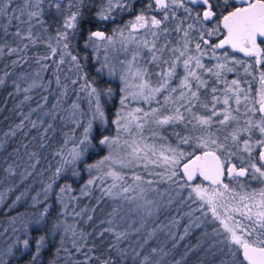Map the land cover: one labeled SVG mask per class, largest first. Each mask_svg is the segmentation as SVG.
Wrapping results in <instances>:
<instances>
[{"label": "snow or ice", "instance_id": "obj_1", "mask_svg": "<svg viewBox=\"0 0 264 264\" xmlns=\"http://www.w3.org/2000/svg\"><path fill=\"white\" fill-rule=\"evenodd\" d=\"M14 2L15 0H0V18L7 19L6 24L0 25L4 33L7 35L9 26L16 22V30L13 35L18 42L31 41L35 44L38 40H42L43 36L39 32H35V27L42 24L41 17L44 15V5L47 3L49 9H54L58 16H63L64 31L58 30L56 33L57 45L63 44L61 63H63L64 56L70 55L74 66L79 71L81 65L78 57L71 55L68 51L69 41L70 37L74 38L80 31L82 9L88 0H69L67 6L61 3V0H23L22 6L18 9L11 7ZM238 3L240 6L233 3L232 0H154L153 6L163 11V18L153 15L149 21L144 14H139L130 24L132 32L148 28L150 24L151 40L147 38V34L143 39L137 40L132 36V32H129V35L125 37L124 29H115L112 36H107L101 30L88 33L85 47L92 46L97 51L100 47L98 42L106 40L110 44L113 43L117 31L120 33V43L125 50L132 44L135 47L131 50L130 59L119 61L122 66L120 79L124 84L121 92L126 94L121 97L122 108L117 111L116 119L112 121L117 127V135L114 137L102 136L98 141L100 145H107L113 152L118 150L122 155L119 158H114L110 152L108 156L97 163L87 165V170L91 173L92 170L99 169L110 160L122 168H130L138 166L140 162H147L145 168L148 164L163 168L162 172L155 174L161 180L176 183L174 178L178 177L177 166L181 160L187 158V163L183 164V178H186V182L179 184V187L181 189L190 187L189 198L194 194L197 200L206 204L213 219L219 221L223 227L224 239L222 243L228 248L227 254L232 257L230 264H264V188L259 191L240 192L235 187L224 184L221 179L224 175L233 180L250 176L251 179L264 183V71L260 73L261 87L257 90L259 99L256 103L259 104V108H248L249 97L241 87V79L235 78L230 82L224 80L221 86V77L226 72H238L239 68H243L245 74L251 75L250 67L252 66H245L244 61L230 57L227 52L223 56L216 54V49H224L227 45L234 51L243 53L244 56L255 57L256 65L264 68V57H262L264 50L260 47V44H264V0H238ZM188 5H199L201 11L197 12L193 22L188 23L185 27L186 20L192 18V9ZM128 7L126 0H102L94 18L99 23L107 22L113 18L115 10L123 11ZM179 9H183L187 16L170 29L165 22L176 19V10ZM10 12L11 15H9ZM214 20L215 27L205 26L206 23L210 24ZM173 32L176 34V39H168ZM194 32H198L199 36L193 49L191 45L196 39L193 35ZM219 34H222L223 38L218 43L210 44V41L205 38ZM24 47L27 48L28 45L25 44ZM48 47L51 48L53 55L57 53L58 49L52 47L50 43ZM7 51L16 53L22 49L8 47ZM209 51H211V58L218 61L212 67H207L202 62L203 57L208 55ZM3 53L4 46H0V55ZM41 59L46 60L49 57L45 56ZM37 63H40V60H37ZM148 65H154L160 69L154 73L158 77L155 83H153V73ZM42 67L46 69L48 66L42 65ZM105 70L109 76L115 75V69L109 66L107 56L105 62L96 71L102 75ZM181 70L182 75L180 74ZM205 73L215 77L211 81L210 99L207 95L210 81L205 79ZM177 78L179 83L173 87L172 82ZM2 83L3 80H0V84ZM57 83L59 84V79H57ZM16 87L19 89L18 84ZM84 87L89 89L88 95L91 98L89 103L92 104L94 101L93 120L104 122L105 110L102 100L104 97L112 96V89L103 87L97 80L91 82L85 80ZM129 96L135 100L142 99L145 103L155 100L159 107L151 108L150 111L137 107L125 113L123 106L126 105ZM159 96H163L162 104L159 102ZM242 97L245 102L244 113L240 112ZM27 98L25 97V99ZM233 104L236 107H233ZM73 107L76 108L78 105L74 104ZM255 112L260 114L259 120H254L249 115V113ZM241 116L246 117L243 122H241ZM178 124H184L188 135L181 136L179 132H175L176 146L161 145L157 156L155 143H147L149 138L143 135L146 126H155L148 129L153 139L159 137L160 140H164L166 138L160 134L159 130L164 126ZM35 126V122H33V127ZM91 128L92 121H89L88 126L84 128L83 138L79 144L75 145L68 156L62 159L61 167L56 169L55 178H59L66 171H70L72 176L80 174L76 165L78 162H82L85 154L93 147L92 140L95 139V137L90 138ZM256 132L259 133V136L253 143ZM120 133H128L129 138L122 140ZM241 143L243 148L240 147ZM181 145L193 147L199 151V154H196V151L187 152L181 148ZM240 152L248 154L247 164L243 162V156H241L242 163L239 167L230 164L231 158ZM255 153H258V161L255 158ZM221 155L225 156V160L221 159ZM153 157H157V159H153ZM197 175L215 187L209 190L199 184H189L188 182L193 181ZM103 176L111 177L113 183L107 189L102 188V192L107 196H113V189L120 188L122 191L115 195L123 194L126 199H133L127 194L137 189L139 198L144 199L148 189L154 183L153 180L145 181L143 176L133 174L134 186L129 184L125 187L123 184L117 183L124 181V175L112 167H109ZM95 179L96 177L90 178L84 188L92 185ZM51 189L52 184H48L44 193L45 199ZM69 190V185L60 188L61 193ZM81 191L83 192L84 189ZM58 200L63 202L59 196ZM225 200L233 205L231 209L227 203H224ZM147 203L151 204V201H147ZM218 208L225 210L223 218H221ZM233 213L239 214L243 219L236 220ZM48 214V208L45 206L36 223L44 222ZM149 214L151 213L149 212ZM196 221H199L198 217ZM193 225L196 228L201 226L199 222L190 221L185 228V234ZM59 227V224L53 225L54 230ZM69 230V228H65V232ZM105 231H112V229L108 228ZM214 231L216 230L214 229ZM72 235L73 246L79 252L83 245L77 246L79 238H77L74 229ZM121 237L126 238V234L118 233L117 241ZM45 242V235H40L35 239L34 251L29 264H39ZM17 243L22 244L26 249L33 247V241L27 231L23 239H18ZM12 248L13 246L10 245L6 251L0 252V264H7L6 257L13 254ZM152 253L155 254L156 249H152ZM120 254L123 256V253ZM241 254L242 260L239 259ZM140 256L141 253L136 252L133 260ZM91 259L92 257L86 256L82 264H89ZM96 259L99 260V258ZM99 264H113V261L99 260ZM140 264H154V257L144 255L140 259ZM155 264H160V261L155 260ZM176 264H181V262L176 261Z\"/></svg>", "mask_w": 264, "mask_h": 264}, {"label": "trees", "instance_id": "obj_2", "mask_svg": "<svg viewBox=\"0 0 264 264\" xmlns=\"http://www.w3.org/2000/svg\"><path fill=\"white\" fill-rule=\"evenodd\" d=\"M93 3H95L93 0H88L86 6L82 9V17L85 18L83 22L85 23L82 24L81 18L79 24L80 31L74 38L70 37L69 41L70 47L68 51L71 55L78 57L81 65L79 71L73 62L70 65L68 64V66H66L67 64L61 65L60 63L56 65L55 62H59V60L53 56L47 59L45 63H42L48 67L46 68L47 71L41 85L35 90L22 92L17 89L14 76L18 70L22 69L21 66L25 65L23 59H28L29 57L24 58L25 54H31L35 50L37 53L41 52L40 54H42L45 45L38 44L35 46V50H32L33 46H30L28 49L21 48L25 51L20 52L18 55L8 53L4 48L3 55H0V80H3V83L0 84V196L2 195V198H4L0 206V231L3 227L2 224H6L7 221L12 220L14 223L13 218L18 213L35 208L33 207L34 205L28 203L30 199L34 198L32 194L23 196L25 189H30V193L37 192V190H42L50 182L52 185H56L59 182L77 187L84 183L85 173H83V165L102 158L105 155V148L98 141L102 136L111 132V120L114 115V107L117 105V98L119 97V86L116 80L108 78L105 73L102 75L97 73L98 62L91 57L92 53L89 47H85V39L90 29L96 27L94 18L96 8ZM53 10L45 9L44 23L48 33L53 38L52 43L60 50L61 57L63 44L57 45L56 33L58 30L64 31L63 22H59L56 19L58 15ZM156 17L162 18L160 15ZM63 59L69 63L71 56H64ZM13 61H16V63H13ZM96 65L97 68L95 67ZM63 68L65 69L62 70ZM76 70L79 72L78 74ZM82 71L84 74L86 72L87 81L97 80L103 87L112 88V96L104 102L107 124L104 126L95 124L93 126L90 138L95 137L92 140L94 147L86 153L83 162L77 163L76 169L80 174L72 176L70 171H66L59 178H55L56 169L61 167L62 159L66 157L65 152L70 147L78 145L82 139V130L84 129L82 124L71 125L70 123L60 121L62 104H66L68 101L71 102L78 89V87L76 88L77 84L73 83V80L69 78H74L77 75L80 78ZM57 79H59V84L57 83ZM62 88L65 89V93H62ZM25 97L28 98L25 99ZM76 100H79V98ZM40 110H47L49 115L46 120L39 122L38 111ZM33 122H35V127H33ZM241 145L243 144L241 143ZM255 158L258 161L256 153ZM246 178L240 177L233 180L226 177L224 184H229L240 192H252L264 184L258 180L245 181ZM178 180L183 181L181 174L178 176ZM193 182L203 183L199 178ZM207 186L209 188L212 187L210 185ZM53 194L54 190L47 197V200L51 202V209L48 210L49 214L46 220L42 222V225L37 227L39 229V231L37 230L38 236H46L45 248L41 252L39 264H82L86 256L92 257L89 264H99V260H111L113 264H140V259L144 255H150L149 253L151 252L149 250L154 249L152 243H141L142 240L140 239L132 242L133 234L126 236V238L121 237L117 241L116 234L105 231L106 224L102 221V218L111 205L107 202L106 198L96 201V197L91 194L88 195V203L92 205L91 212L88 214L90 216L86 218L79 211V215L76 217V236L79 238L77 239V246L83 245L81 251L77 252L73 246V241L68 239L66 242H61L60 233L57 229H53V225L58 224L59 221L57 214L58 204L56 207H53L55 203L53 199L55 195ZM85 199L82 195L77 197L76 205L77 207L79 206L81 211ZM176 199H174L168 208L160 213L159 217L166 218L167 220L171 219L170 215L173 213V210L176 209V206L179 208V199ZM194 206H196L195 201L193 204H189V206L183 205V208L180 210L185 212L186 209H191ZM54 208L55 214H52V209ZM198 209L203 210L202 208ZM192 211L190 212L192 213ZM203 213L204 211H201L202 215ZM163 219L160 218L158 220L160 222ZM206 225L208 228L215 226L212 222H207ZM31 230L33 232L35 228ZM193 234L194 232L188 236L187 241L182 240L177 245L178 248L169 249L166 258L162 257L159 260L160 264H176V261H180L181 264H198V261H201V257L207 259L204 264H227L225 260L231 258V256L227 254L228 248L222 243V239L220 238L221 236L224 238L223 235L216 233L213 236L216 238L215 242L213 239L211 242L206 241L202 245H198L194 241L195 236L192 237ZM138 245L140 246L138 247ZM136 252H140L141 256L133 260ZM120 253H123V256ZM32 254L33 250L30 247L23 254L19 256L12 255L6 261L7 264H29ZM206 256H209V258ZM96 258H99V260ZM239 259L242 260L241 255Z\"/></svg>", "mask_w": 264, "mask_h": 264}, {"label": "rangeland", "instance_id": "obj_3", "mask_svg": "<svg viewBox=\"0 0 264 264\" xmlns=\"http://www.w3.org/2000/svg\"><path fill=\"white\" fill-rule=\"evenodd\" d=\"M64 1L65 0L61 1V3L67 6L69 0L65 2ZM93 2H95L93 4L97 10L102 0H93ZM22 4H23V0H15L14 4L11 5V7L14 9H18L22 6ZM45 9H49V6L47 3H45L44 5V10ZM180 10L183 12L184 17L176 18L174 20H169L165 22V24L170 29L174 28L176 23H179L181 19H184L185 16H187V14L184 12L183 9H180ZM125 11H128V9L126 8L123 11L115 10L114 14H121V13H124ZM17 14L19 13L17 12ZM160 14L163 18L162 10ZM9 15H11V12L9 13ZM152 16L147 17L149 21L151 20ZM135 17L136 16H134L133 18H130L129 21L128 19H125L124 21H120V22L118 21V23H116L113 26V29L109 32L107 36H112L115 29H124V36L127 37L129 35V32H132L130 24L131 22L135 20ZM56 19H58L59 22L60 21L63 22V16L62 17L57 16ZM41 20H42V24L36 25L35 32H39L43 36V39L38 40L37 43L35 44H33L31 41L18 42L16 40V38L13 35V33L16 30V22H13V24L9 26L7 35L4 33L2 26H0V37H1L0 46H4L5 50H7L8 47H13V48L18 47L20 49L25 48L24 47L25 44L28 45L27 49L30 46H33L32 50H35V46H37L38 44L45 45L44 50L42 51V54H40L41 52L37 53L36 50L32 52L31 54H25L24 58L28 56L29 57L28 59H23L25 62V65L21 66L22 69L18 70V72H16V75L14 76L16 84L19 85L18 90L22 92H26L25 89H28V91L35 90L41 85L42 80L47 71V69L42 67V65H45L42 63H45L47 59L46 60L41 59L42 57L47 56L49 58H52L53 56H55V58L59 60V62H55L56 65H58L59 63L61 65L67 64L66 66H68V64L69 65L72 64L71 60H69V63H67L66 61H64L65 59H63V63H61L60 50H58L55 55L52 54L51 48H49L48 45L50 43L52 47L56 48V46L54 43H52L53 38L48 33L47 28L45 27L46 25L44 23V15L41 17ZM191 21L193 22L192 18L187 19L185 23V27L187 26L188 23H192ZM6 23H7L6 18H0V25L6 24ZM205 26L210 28L208 23H206ZM24 28L26 29V26H24ZM149 28H151L150 24L148 28L139 29L138 31L132 32V36L135 37L137 40H140L144 38L145 34H147V38L151 40L152 37H151V33L149 32ZM152 30L155 31V29H152ZM193 35L196 39H194L191 47L194 49L195 42H197L198 40L199 33L194 32ZM205 38L210 41V44L215 43L211 41V37L206 36ZM168 39L175 40L176 34L173 32L172 35ZM98 43L100 44L98 51L95 50L92 46H89V49L92 53L91 57H93V59H95L98 62V69H99L101 65L105 62V57L107 56L109 66L115 69V75L109 76L107 74V70H105L104 73L106 74L108 78H111L112 80H116L119 86V97L117 98V105L116 107H114L115 108L114 115L111 120V132L108 133L107 135H104V136L114 137L117 135V127L115 124L112 123V121L116 119L117 111L122 108V105L120 104L121 97L126 94V93L121 92V89L124 87V84L120 79L122 66L119 64V61L121 60L126 61L130 59L132 55L131 50L132 48L135 47V45L134 44L129 45L128 49L125 50L120 43V33L118 31L115 33V39L113 43L110 44L106 40L102 42H98ZM203 47L207 48L208 46H203ZM22 51H25V50L22 49ZM22 51H18L15 54L18 55ZM144 51L146 53V50ZM225 52H227L230 57H235L238 60L244 61L242 60L241 57L231 52H228L227 50L216 49L217 56H223ZM37 60H40V63H37ZM202 62L207 67H212L218 61L214 58H211V51H209L208 55L203 57ZM244 62H245V66H248V65L252 66L250 67L251 75L245 74L243 68H239L238 72H226L221 77V86L223 85L224 80H227L230 82L232 79H235V78L241 79L242 81L241 87L245 90V92L247 93L249 97V102H247V107L248 108L255 107L258 109L259 104L256 103V101H258L259 99L257 90L260 89L261 87L259 78H260V73L261 71H264V68H260L257 65H253L252 62L248 60ZM95 67L97 68V65ZM148 67L151 69L153 73L152 80H153V83H155L158 77H156L154 73L158 72L160 69L155 67L154 65H148ZM65 68H63L62 70H64ZM76 73L78 74L79 72L76 70ZM180 74L182 75V70ZM204 76H205V79H208L210 81L209 89L207 93L208 99H210L211 98V87H212L211 81L214 80L215 77H211L207 73H205ZM86 77H87L86 72L84 74L82 71V76L80 78L78 75L74 76V78L73 77L69 78V79H72L73 81L74 80L76 81V84H77L76 88L78 87V89H77V93L74 95V99H72L71 102L68 101L66 104L65 103L62 104L63 109L61 108L60 110L61 111L60 121H62L63 123H68V124L70 123L71 125L82 124L84 128L88 126L89 121H92V128L95 124L104 126L107 124L106 119L104 120V122L93 120L92 113L95 111L94 101L92 104L89 103L91 99L88 95L89 89L84 87L85 80H87ZM178 83H179V79L177 78L172 82V86L175 87ZM30 85H32V87H29ZM64 88L61 89L63 90L62 93H65ZM201 91L203 92V90ZM77 98H79V100H76ZM108 98L109 97L103 98L102 100L103 105H104V102L108 100ZM159 102L161 104L163 103V96H159ZM74 104L78 105V107L74 108L73 107ZM244 105H245V102L243 101V97H242V103L240 106L241 113L245 112ZM137 107H141L145 111H150L151 108L159 107V104L155 100L150 101L149 103H145L142 99L135 100L131 96H129L126 105L123 106L125 113ZM233 107H236V105L233 104ZM38 112H39L38 113L39 122L46 120L47 116L49 115L47 113V110H40ZM249 115H251L254 120H259L260 118V114L258 112L249 113ZM105 118H106V114H105ZM245 118L246 117L241 116V122H243ZM154 127H155L154 125L146 126L143 135L149 138L147 140V143L149 144L155 143L157 147V156L159 155V149L161 145H164V146L171 145L173 147L176 146L177 137L174 135L175 132H179L181 136L188 135V130L185 129L184 124H178V125H172V126H164V128L159 130L160 134L164 136L166 139L160 140L159 137L153 139L151 132L148 129L154 128ZM188 127L190 128L191 126L189 125ZM82 131L84 132V129ZM120 135H121L122 140L129 138L128 133H120ZM258 136H259V133L256 132L253 137V141H252L253 143L255 142V139ZM82 138H83V135H82ZM74 146L70 147L65 152L66 157L68 156L69 152L74 148ZM103 147L105 148L104 150L105 155L102 158L96 159L89 163L87 162L86 164L83 165L84 166L83 173H85L84 183L78 185L77 187H72L69 185L70 190L65 193H61L60 188L64 186L65 184H61L57 182L56 185L54 184L52 185V189L49 190L47 193V197H48L51 195L52 191L54 190L53 195L55 196L53 197V199L55 203L53 207H56V205L58 204L57 214L59 218L58 224L60 225V227L57 230L60 233L61 242H66L68 239L73 241V235H72L73 229L75 230V233L77 235L75 222L77 221L76 217L78 216L76 214L79 213V211L80 213L82 212V214H84L86 218L90 216L88 214L91 212L92 205L88 203V195H91V194H93L94 197H96V201H101L104 198H106L107 202L110 203L111 205L109 209H107V213L102 218V221L105 222L106 224V229L111 228L112 231L110 232H113L116 235L118 233H125L126 236L133 234L132 242L137 241L136 239H140L144 241V242L141 241V243H146V244L152 243L153 245L152 247L156 249V253L153 254L152 250H149L151 252L149 254L152 255L155 258V260H161L162 257L166 258V256L168 255L167 253L169 252V249H173L174 247L178 248L177 245L182 240L187 241L188 236H190L193 232L194 234L192 237L195 236L194 241H196L198 245H202L206 241L211 242L213 239L215 242L216 238L213 236L216 233H220L221 235H223L224 233L223 227L219 224V221L213 219L212 213L209 210L208 206L204 204L202 201L197 200L194 194L191 198H189V193L191 191L190 187H185L183 189L179 187V184H184L186 182V179L183 178L182 169L180 167H182L183 163L187 161V158L181 160V163L177 166L178 176L181 174L183 181L181 182L180 180H178V177H176L174 178L177 181L176 183H173L171 181L161 180L160 177L155 174L162 172L163 168L157 167L156 165H153V164H148L147 168H145V163L147 162H140L138 166H134L130 168H122L119 166V164H113L112 161L110 160L105 165H102L99 169H94L92 170L91 173H89V171L87 170V165L97 163L98 161L102 160L105 156H108L110 152L112 153L114 158H119V156L122 155V153H120L118 150L113 152L112 149H110L107 145H103ZM241 147H243V145H241ZM181 148H183L187 152L196 151V154H199V151L195 150L193 147H189L187 145H181ZM256 154L258 155V153ZM241 156L244 157L243 162L247 164L248 162L247 153H238L236 156H233L231 158L230 162H235L236 164H238V166H240L242 163ZM153 159H157V157H153ZM221 159L225 160V156L221 155ZM109 167H112L113 169L117 170L122 175H124L125 177L124 181H118L117 183L123 184L125 187H127L129 184H133L134 186V182L132 180L133 174H138V175L143 176L145 181L153 180L154 183L148 189L147 195L144 199L139 198L138 189L136 191L129 192L127 194V196L133 197V199H126L123 194L119 196L115 195V193L122 191L120 188L113 189V193H114L113 196H107L102 192L101 189L102 188L107 189L113 183V180L111 177L103 176V173L106 172ZM92 177H96L94 183L92 185H89L87 188H84L87 181ZM245 181H255V180L251 179L250 176H247ZM202 182H203L202 184L200 182L194 183L193 181L188 182V183L192 185L199 184L202 187L208 188L209 190L215 187L206 181H202ZM49 184H52V183L50 182ZM207 185H210V187L211 186L212 187L209 188ZM47 186H44L42 190H39V191L37 190V192H33V193H30L31 192L30 189L24 190L23 192L24 197L28 196L29 194H32V197L37 198L36 200L30 199L28 202L30 205H34L33 207L35 208L18 213L15 216V218H13L14 223L12 220H10V221H7L6 224L5 223L2 224L3 227L0 231V234H1L0 252L6 251L10 245L13 246L12 255L19 256L23 254L25 251H27V249L29 248L26 249L22 246V244L17 243L18 239L19 240L23 239L26 231L33 241L32 250L34 251V243H35V239L38 237V231H39L37 227L42 225V223L37 224L36 221L39 220L40 213L43 211L45 206L48 208V210L51 209V205H50L51 202L47 200L48 198L45 199V194H44ZM145 187L147 186L145 185ZM262 188H264V184L260 188H257L255 190L259 191ZM81 189H84V191L82 192ZM241 192H246V191H241ZM81 195L86 198L84 206L82 207V211L81 209H79V206L77 207L76 205L77 197ZM58 196L62 198V201H63L62 203L60 202V200H58ZM2 197L3 196L1 195L0 196V206L2 205L4 201V198ZM176 198L179 199V208L176 206V209L173 210V213L170 215L171 219L167 220L166 218L163 219V217H159L160 213L164 209L168 208L169 205L173 203L174 199L177 200ZM147 201H151V204L147 203ZM194 201L196 203V206L191 207V209L190 208L186 209L185 212H182L180 210L181 208H183V205L189 206V204H193ZM224 203H227L229 205V209H231V207L233 206L227 200H225ZM198 208H202L203 210H200ZM191 210H193L192 213L190 212ZM201 211H204L203 215L201 214ZM218 211L221 214V218H223L225 210L223 208H218ZM52 212H53L52 214H55V208L52 209ZM149 212L151 214H149ZM233 215L235 216L236 220L243 219L239 214L233 213ZM197 217L199 218V221H196ZM160 218L163 220H160L159 222L158 219ZM190 221L199 222L201 226L199 228H196L193 225V227L189 229L188 233L185 234V228L189 225ZM206 221L212 222L213 224H215V226L213 228L212 227L208 228V226L206 225L207 223ZM66 227L70 229L68 232H65ZM32 228H35L33 232L31 230ZM214 229L216 231H214ZM62 237H63V240H62ZM181 237H183V239H181ZM220 238L223 241L224 238L222 236ZM139 246L140 245H138V247ZM233 247H236V246L233 245ZM206 257L209 258V256H206ZM7 259L8 257H6V260ZM200 259L201 261H198L199 262L198 264H204V262L207 261V259L205 258L203 259L202 257ZM231 260H232V257L227 258L225 261L227 264H230Z\"/></svg>", "mask_w": 264, "mask_h": 264}, {"label": "flooded vegetation", "instance_id": "obj_4", "mask_svg": "<svg viewBox=\"0 0 264 264\" xmlns=\"http://www.w3.org/2000/svg\"><path fill=\"white\" fill-rule=\"evenodd\" d=\"M61 1H63V0H61ZM126 2L129 5V7L127 8L128 11H125L124 13H121V14H114L113 13V18L110 21H107V22L99 23V22H97L95 20L96 27H92L89 32L94 31V30H101V31H104L106 35H108L109 32L113 29V26L116 23H118V21L119 22L120 21H124L125 19H128V21H129L130 18H133L134 16H137L139 14H144L146 17H150L152 15L158 16L160 14V12H161V10L156 9L153 6L154 5V0H126ZM232 2L233 3H237L238 6H240L239 3H238V0H232ZM188 6L192 9V14L191 15H192V20H193L195 18L196 13L200 12L201 9H200L199 5H196V6L188 5ZM158 11H160V12H158ZM176 11H177V18L184 17L183 16V12L180 9L176 10ZM217 11H219V9H217ZM160 16H161V14H160ZM84 19L85 18L82 17V24L85 23V22H83ZM208 25H209L210 28L211 27H215L216 26L215 20L212 21V23H210ZM222 38H223L222 34L211 36V41H213L215 43H218L219 40L222 39ZM258 43H259V41H258ZM260 47H261L262 50H264V44H260ZM223 50H227L228 52L236 54L237 56L241 57L242 60H244V61L248 60V61L252 62L253 65H256L255 57L244 56L243 53L238 52V51H234L230 46H227V45L225 46V48ZM262 57H264V52H262ZM257 66H259L261 68L260 65H257ZM237 167H239V166L237 165ZM226 177L227 176H225L224 179ZM197 178H199V177H196V179Z\"/></svg>", "mask_w": 264, "mask_h": 264}, {"label": "water", "instance_id": "obj_5", "mask_svg": "<svg viewBox=\"0 0 264 264\" xmlns=\"http://www.w3.org/2000/svg\"><path fill=\"white\" fill-rule=\"evenodd\" d=\"M94 31H96V30H94ZM184 163H187V161H185ZM183 163V164H184ZM230 164H235L234 162H230ZM230 164H229V166H230ZM236 165V164H235ZM181 169H182V173H183V165H182V167H180ZM225 176H227V175H224L223 177H221V179H222V182L224 183V177ZM196 177H199L202 181H205L204 179H203V177H200L199 175H197ZM196 177H194V179H193V181L196 179ZM228 177V176H227ZM186 179V178H185ZM206 182H208V181H206ZM209 183V182H208ZM210 184V183H209ZM241 256H242V254H241Z\"/></svg>", "mask_w": 264, "mask_h": 264}]
</instances>
